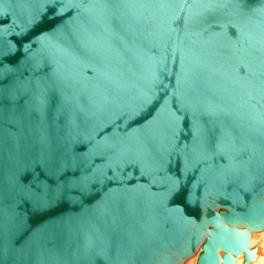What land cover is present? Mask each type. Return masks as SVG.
I'll use <instances>...</instances> for the list:
<instances>
[{"label":"water","instance_id":"obj_1","mask_svg":"<svg viewBox=\"0 0 264 264\" xmlns=\"http://www.w3.org/2000/svg\"><path fill=\"white\" fill-rule=\"evenodd\" d=\"M263 228L264 0H0V264L249 263Z\"/></svg>","mask_w":264,"mask_h":264},{"label":"bare ground","instance_id":"obj_2","mask_svg":"<svg viewBox=\"0 0 264 264\" xmlns=\"http://www.w3.org/2000/svg\"><path fill=\"white\" fill-rule=\"evenodd\" d=\"M250 247H255L257 250V257L255 260L245 263L244 262V252H242L236 261L235 264H264V228L261 230H252L251 231V239H250ZM202 250V246L197 250L195 254L187 258L182 264H184L188 259H190L193 256H196V262L198 260V256L200 251ZM221 256H223L224 251L221 250L220 252Z\"/></svg>","mask_w":264,"mask_h":264},{"label":"rangeland","instance_id":"obj_3","mask_svg":"<svg viewBox=\"0 0 264 264\" xmlns=\"http://www.w3.org/2000/svg\"><path fill=\"white\" fill-rule=\"evenodd\" d=\"M196 256L191 257L190 259H188L184 264H196Z\"/></svg>","mask_w":264,"mask_h":264},{"label":"snow or ice","instance_id":"obj_4","mask_svg":"<svg viewBox=\"0 0 264 264\" xmlns=\"http://www.w3.org/2000/svg\"><path fill=\"white\" fill-rule=\"evenodd\" d=\"M53 11H55V9H53Z\"/></svg>","mask_w":264,"mask_h":264}]
</instances>
